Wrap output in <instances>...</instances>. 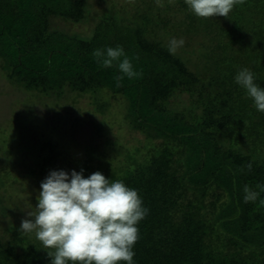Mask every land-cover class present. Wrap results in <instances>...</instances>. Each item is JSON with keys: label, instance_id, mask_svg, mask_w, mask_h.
Instances as JSON below:
<instances>
[{"label": "trees", "instance_id": "16d2710c", "mask_svg": "<svg viewBox=\"0 0 264 264\" xmlns=\"http://www.w3.org/2000/svg\"><path fill=\"white\" fill-rule=\"evenodd\" d=\"M0 2V20L3 12L8 20L0 30V51L5 46L12 54L15 46L20 52L0 56V68L16 91L28 95L29 111L34 110L32 98L68 97L78 108L90 98L102 116L121 110L119 118H112L121 120L115 130L127 129L129 140L139 144L130 147L114 138L98 147L85 145L69 157L57 152L58 145L46 135L36 152L20 144L21 150L32 151L35 166H28L29 177L41 175L51 163L61 170L57 160L62 155L58 161L69 173L83 170L87 178L100 172L136 189L149 209L138 224L136 264H264V206L245 203L243 191L245 185L264 184V113L234 83L236 73L248 68L264 87V0H239L227 18H199L184 0H132L119 8L114 0ZM77 26L83 31L75 32ZM172 39L183 40L174 52L169 51ZM56 40L73 44L78 56L48 53ZM107 44L132 54L139 73L132 83L135 103L122 84L126 76L116 80L118 69L104 67L93 56ZM49 55L53 68L45 69ZM106 93L117 100L116 112ZM21 117L6 129L0 123V142L20 143L24 137L13 136ZM94 125L101 138L112 128L106 117ZM198 158L207 164L201 182L192 180L201 168L189 172L188 165ZM9 172L0 170V190L11 200L19 177ZM6 198L0 193V202ZM1 211L7 214L9 208L2 205ZM19 228L12 221L3 227L0 264H50L42 244Z\"/></svg>", "mask_w": 264, "mask_h": 264}, {"label": "clouds", "instance_id": "9594fccd", "mask_svg": "<svg viewBox=\"0 0 264 264\" xmlns=\"http://www.w3.org/2000/svg\"><path fill=\"white\" fill-rule=\"evenodd\" d=\"M188 10L199 18L228 17L239 0H184ZM183 40L172 39L174 52ZM104 67L114 62L121 73L117 80L139 75L123 48L94 50ZM248 68L240 69L234 83L264 113V87ZM251 165H249V170ZM244 202L264 206V184L256 189L244 186ZM37 204L21 220L19 231L34 236L46 249L50 264H136L134 246L139 239L138 224L149 213L134 188L120 180H110L95 172L85 178L83 170L71 173L50 171L41 182Z\"/></svg>", "mask_w": 264, "mask_h": 264}, {"label": "rangeland", "instance_id": "374dc122", "mask_svg": "<svg viewBox=\"0 0 264 264\" xmlns=\"http://www.w3.org/2000/svg\"><path fill=\"white\" fill-rule=\"evenodd\" d=\"M107 1L110 2V4H113L111 2L112 0ZM114 1H116L117 8H119L123 4H128L132 2V0ZM14 4L15 2L12 5ZM107 6L110 7L109 3H107ZM4 13L5 12L1 14L3 18L2 21L0 20V30L4 29L5 21L6 24L8 23V20L6 19V17H4ZM28 14L30 18L34 17V15H32L30 12H28ZM91 24L93 26V22H91ZM60 26H65L64 22H60ZM65 27L68 28V32H71V27ZM82 28L83 26H81L80 28H78L77 26L72 29L75 32L80 33L83 31ZM87 31L88 29L85 30V32ZM5 40L9 41V38L6 36ZM111 42H113V40ZM15 44L16 43H14L13 46ZM53 44V48H49L47 52H53L51 54H53L54 56L59 55V58L66 57L69 59H72V55L78 56V53H76V47L73 46V44L71 43L56 40ZM107 46L108 44L104 47ZM122 48L131 60V52L124 47ZM14 49L15 50H13V53L11 54V51H9L7 48L5 49V46H2L0 56L6 55L5 53L11 55H14V52L20 53L18 47L15 48L14 46ZM62 50H65V52L56 54V52ZM50 57L52 56L49 55L47 61L42 63V65H45V69L53 68V64L50 60ZM24 66L25 68H27V64H24ZM112 67H116L115 62ZM149 67H151L150 64ZM58 78V75H56L55 81H58ZM126 78L127 80L122 82V84L124 83V85H126V87L128 88L127 97L131 98L133 103H135L137 100L135 89L137 87H134L132 83L137 79L136 77L129 79L127 76ZM105 96L108 103L111 104V107H116L114 108V112L120 109L117 100L113 98L112 94L106 93ZM27 97L28 95L20 93L16 91L15 88H13V86L5 77L3 70L0 68V123H2L1 129L9 128L11 123L15 121V118H17V115L19 114L20 116H22L21 118H19V121L21 122H18L19 127L15 130L16 134H14L13 138H21V136L24 137L22 140H20V143L19 141H11L9 146L0 142V170H3L5 167V169L10 170L9 173L11 175L13 173L14 175H17L19 177L18 184L16 181L14 182L13 188L16 192L13 193L14 197L11 198V200H8L10 199L8 198L9 193L0 190V193L2 195L4 194L5 197L7 196L3 203L0 202V233L2 234L4 233L3 227L7 223H9V221L14 222L16 225H20L22 219L28 218L27 211L34 210L33 207H35V205L37 204L36 197L39 194L41 182L47 177L50 171L59 170L53 169L51 163L48 164L45 168H43L42 172L40 170L41 175L36 174V176L34 177H29L27 174L28 166H35L33 156L30 155L32 151L27 152L21 150L20 144L28 146L31 145L33 151L36 152V144L39 143V140H41L43 136H51L53 138L51 140L56 142V144L58 145V147L56 148L57 152L63 151V156L69 157L78 155L77 153H80L84 150L83 146L85 145H92V147H98L101 146L105 141L109 139L113 140L114 138L119 139L121 143L125 142V144L130 145V147L139 145L138 142L129 140V131L127 129H118L117 131L115 130L121 120L116 122L113 121L112 118H119V111L121 110H119L115 115H113L112 113H107V116H102L100 113H97L95 111L92 99L90 98L82 99V101L79 102L80 105L78 108V106L70 105L73 101L72 98L63 97L62 99L55 100L52 98L43 97L42 99L36 100H33L34 98L30 99V102L34 101L35 104L33 106L34 110L29 111V107L27 106ZM121 100H123V104L126 105L124 98H121ZM108 103H106V105H108ZM123 104H121V106H123ZM29 115L31 116L30 118L28 117ZM105 117L109 120L110 127L112 128L108 129L106 133L102 134L103 138H101L97 133L94 124ZM143 137L144 136H142L141 138ZM190 146L192 147L195 145H193L192 143ZM9 152L11 154H8ZM7 154L10 156H7ZM43 156L44 154L41 157ZM61 157L62 155L58 156V160H60ZM58 160L57 162L59 163H57V165L60 167V169L66 170L65 166L63 167L61 161ZM4 163L6 164L2 167ZM188 165L191 166L189 167V172L192 171L195 167L201 168L198 173L192 178L193 181L201 182L206 177L207 164H203L202 158L196 159V162H189ZM9 173L6 174L10 177ZM36 173H39V170H36ZM224 173L227 174L228 172ZM229 177L230 175L228 173L226 178L228 179ZM227 179L223 183H228L229 180ZM18 193H20L22 196L24 195L23 202L17 199V196L19 195ZM2 205H6L9 208L7 214H3V212L1 211Z\"/></svg>", "mask_w": 264, "mask_h": 264}]
</instances>
